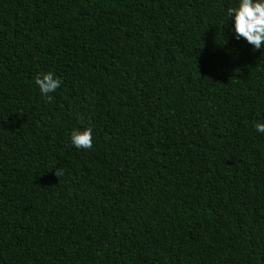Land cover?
I'll return each instance as SVG.
<instances>
[{"label": "trees", "instance_id": "16d2710c", "mask_svg": "<svg viewBox=\"0 0 264 264\" xmlns=\"http://www.w3.org/2000/svg\"><path fill=\"white\" fill-rule=\"evenodd\" d=\"M235 5L0 0V264H264V50Z\"/></svg>", "mask_w": 264, "mask_h": 264}, {"label": "clouds", "instance_id": "9594fccd", "mask_svg": "<svg viewBox=\"0 0 264 264\" xmlns=\"http://www.w3.org/2000/svg\"><path fill=\"white\" fill-rule=\"evenodd\" d=\"M228 32L236 41L241 39L252 50H264V0H236L234 7L225 11ZM228 21L231 22L230 26ZM62 81L52 72L41 73L35 78V85L42 98L52 100L50 93L61 87ZM253 127L257 133L264 134V120H257ZM70 143L76 149L88 150L93 147V128L74 129L70 134ZM54 168V167H53ZM62 169L56 168L55 175H62Z\"/></svg>", "mask_w": 264, "mask_h": 264}]
</instances>
